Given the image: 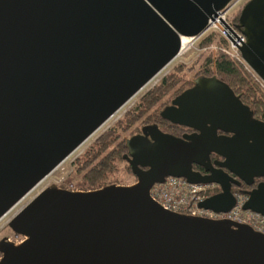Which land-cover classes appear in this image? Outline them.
Here are the masks:
<instances>
[{
    "label": "water",
    "instance_id": "obj_1",
    "mask_svg": "<svg viewBox=\"0 0 264 264\" xmlns=\"http://www.w3.org/2000/svg\"><path fill=\"white\" fill-rule=\"evenodd\" d=\"M227 1L0 0V216L178 54L181 34L198 36ZM234 26L245 36L236 44L242 61L264 83V0H246ZM206 93L234 113L247 109L223 81L207 76L161 114L198 125L185 106ZM214 118L209 109L205 135H131L133 183L40 190L10 218L26 236L6 247L0 264H264L263 234L166 209L149 195L161 175L181 174L220 185L200 205L230 207L223 170L194 179L179 168L204 162L213 149L229 166L230 137L216 134ZM244 124L263 148L264 121ZM241 190L244 207L264 213V183Z\"/></svg>",
    "mask_w": 264,
    "mask_h": 264
},
{
    "label": "trees",
    "instance_id": "obj_2",
    "mask_svg": "<svg viewBox=\"0 0 264 264\" xmlns=\"http://www.w3.org/2000/svg\"><path fill=\"white\" fill-rule=\"evenodd\" d=\"M238 12L232 15L235 24ZM214 42L215 47L210 43ZM203 48L196 58V65L178 62L161 78L148 87L111 124L99 132L73 159L65 182L74 187L68 189L91 190L133 183L136 176L131 170L128 153V138L153 122L158 130L176 132L177 123L161 114L168 99L178 94L196 76H213L223 81L252 113L264 121V83L237 56L225 49L226 38L217 31H209L198 42ZM193 69L190 78L185 69ZM131 175L132 178H127ZM63 184V182H62ZM10 245H7V247Z\"/></svg>",
    "mask_w": 264,
    "mask_h": 264
},
{
    "label": "flooded vegetation",
    "instance_id": "obj_3",
    "mask_svg": "<svg viewBox=\"0 0 264 264\" xmlns=\"http://www.w3.org/2000/svg\"><path fill=\"white\" fill-rule=\"evenodd\" d=\"M245 1L246 0H243L237 6L239 12ZM206 77L207 76H196V78H194L192 82L186 84L181 91L186 88L200 86ZM174 97L168 99L162 108L168 105L177 106L178 104L173 101ZM187 101L190 102L192 107L186 105L185 108L192 115L193 119L197 120L200 118V122L198 125L177 123L178 130L170 133L176 136H182L188 133H199L200 129H202V135H205L209 130L210 122L205 119L203 120V118L208 116L209 109L215 111L216 118H214L213 124L216 134L230 137L226 138V149L228 152L227 162L230 167L220 164L221 161L225 160L227 155L222 151L213 149L207 153L204 162L191 161L180 163L179 168L194 179L201 175H207L211 171L220 174L218 169H221L228 175L229 189L231 191L234 189L249 191L255 188L259 183H264V147L259 148L261 137L254 133L252 128L249 129L247 125L244 124L245 120H260L259 117L252 113L250 107L244 103L247 106L245 113H243L240 108H238L240 110L238 113H234L232 111V105L229 104L225 106L224 104H220L219 101L215 103L211 93H206L201 97L195 95ZM193 107H195V109ZM158 131L167 132L162 130ZM154 135L155 134H151L147 138L152 141ZM262 140L264 143V138H262ZM257 153H259V155H257ZM141 167L145 169L147 164L141 165ZM211 182H213L214 186L217 188L214 192L220 191V185L214 181Z\"/></svg>",
    "mask_w": 264,
    "mask_h": 264
},
{
    "label": "built area",
    "instance_id": "obj_4",
    "mask_svg": "<svg viewBox=\"0 0 264 264\" xmlns=\"http://www.w3.org/2000/svg\"><path fill=\"white\" fill-rule=\"evenodd\" d=\"M242 1L228 0L223 8L216 11V14L208 17L207 26L202 32L218 30L227 39L231 48V50L229 48L226 50L240 59L236 44H240L245 36L237 30L231 20L227 19L226 13ZM222 29L231 36V39H229ZM232 30H235L236 33L234 34ZM199 35L195 37L191 36L192 40L186 47L182 48L180 45L181 49H179L178 54L188 48ZM212 186H214L213 182L195 181L185 175L165 173L150 185L148 192L154 201L166 209L209 219H226L231 221L234 226L247 225L252 230L264 235V213L244 207L247 193L240 189L232 191L233 202L226 210H215L200 205V201L209 195V190Z\"/></svg>",
    "mask_w": 264,
    "mask_h": 264
},
{
    "label": "rangeland",
    "instance_id": "obj_5",
    "mask_svg": "<svg viewBox=\"0 0 264 264\" xmlns=\"http://www.w3.org/2000/svg\"><path fill=\"white\" fill-rule=\"evenodd\" d=\"M239 4L234 6L229 12L226 13L227 19L231 20L232 15L235 12L239 13V8L237 7ZM208 30L192 42V44L186 48L181 53L177 54L170 62H168L158 73H156L144 86H142L135 94H133L118 110H116L108 119H106L92 134H90L80 145H78L66 158H64L57 166H55L46 176H44L41 180H39L32 188H30L24 195H22L12 206H10L1 216H0V258L5 253L7 245L14 246L18 244L22 239L25 238V234L15 232L11 226L9 225L10 218L17 212L24 204L34 198V196L42 189L45 188H63L60 185L68 188L74 187L72 183L65 182V178L69 174L71 170L72 159L82 151V149L89 144L92 139L101 132L105 127L111 124L119 115L122 114L124 110L131 107L135 101L139 98V96L151 85L157 82L161 76L170 70L175 64L178 62H183L186 65L194 64L196 65V58L203 50L201 46H199V39L208 33ZM219 32L218 30H214ZM220 33V32H219ZM221 34V33H220ZM222 35V34H221ZM227 40V39H226ZM189 45V43L187 44ZM186 45V46H187ZM185 46V47H186ZM211 47H215V43H210ZM229 44L225 45V49L228 50ZM233 52V51H232ZM239 56V55H238ZM247 65V64H246ZM193 69L188 68L185 69V77L190 78L192 76ZM254 73V72H253ZM257 76V75H256ZM260 79V78H259ZM158 132L157 126L153 123H147L141 126V129L135 132L139 136L149 137L151 134H156ZM132 134V135H134ZM173 172H179L177 169H170ZM129 179L132 178L131 175H128ZM63 182V184H62ZM121 185V184H119ZM67 188V189H68ZM217 188L212 186L210 188V193H213ZM212 221L216 223H221L225 225H232V223L228 220L221 218H212Z\"/></svg>",
    "mask_w": 264,
    "mask_h": 264
},
{
    "label": "bare ground",
    "instance_id": "obj_6",
    "mask_svg": "<svg viewBox=\"0 0 264 264\" xmlns=\"http://www.w3.org/2000/svg\"><path fill=\"white\" fill-rule=\"evenodd\" d=\"M191 40H192L191 36L181 34L180 35V45H181V47L184 48L188 43L190 44Z\"/></svg>",
    "mask_w": 264,
    "mask_h": 264
}]
</instances>
